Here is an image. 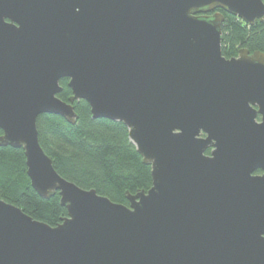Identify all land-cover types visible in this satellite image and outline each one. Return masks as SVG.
I'll use <instances>...</instances> for the list:
<instances>
[{
  "label": "water",
  "instance_id": "obj_1",
  "mask_svg": "<svg viewBox=\"0 0 264 264\" xmlns=\"http://www.w3.org/2000/svg\"><path fill=\"white\" fill-rule=\"evenodd\" d=\"M219 10L264 22L263 0H0V147L67 209L52 226L0 198V264H264V52L223 55ZM81 99L151 166L128 204L40 143L38 116L75 124Z\"/></svg>",
  "mask_w": 264,
  "mask_h": 264
},
{
  "label": "trees",
  "instance_id": "obj_2",
  "mask_svg": "<svg viewBox=\"0 0 264 264\" xmlns=\"http://www.w3.org/2000/svg\"><path fill=\"white\" fill-rule=\"evenodd\" d=\"M219 11L224 15L223 55L236 56L241 48L264 52V22L249 25L237 16ZM61 85L58 96L68 100L72 94L68 80L62 79ZM73 104L78 114L75 124L59 115L38 116L41 145L63 177L82 188L96 189L114 202L128 204L127 192L135 194L152 186L151 166L143 162L122 121L93 118L90 105L83 99ZM0 198L52 226L67 215L59 193L44 198L32 187L22 148L0 147Z\"/></svg>",
  "mask_w": 264,
  "mask_h": 264
},
{
  "label": "flooded vegetation",
  "instance_id": "obj_3",
  "mask_svg": "<svg viewBox=\"0 0 264 264\" xmlns=\"http://www.w3.org/2000/svg\"><path fill=\"white\" fill-rule=\"evenodd\" d=\"M258 173H261V171H258Z\"/></svg>",
  "mask_w": 264,
  "mask_h": 264
}]
</instances>
